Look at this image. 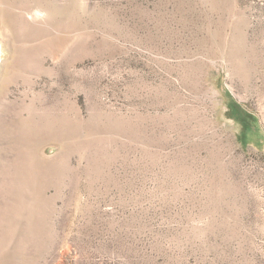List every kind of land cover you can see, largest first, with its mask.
<instances>
[{"label": "rangeland", "instance_id": "1", "mask_svg": "<svg viewBox=\"0 0 264 264\" xmlns=\"http://www.w3.org/2000/svg\"><path fill=\"white\" fill-rule=\"evenodd\" d=\"M0 264H264V0H0Z\"/></svg>", "mask_w": 264, "mask_h": 264}, {"label": "trees", "instance_id": "2", "mask_svg": "<svg viewBox=\"0 0 264 264\" xmlns=\"http://www.w3.org/2000/svg\"><path fill=\"white\" fill-rule=\"evenodd\" d=\"M238 110H239V108H238Z\"/></svg>", "mask_w": 264, "mask_h": 264}]
</instances>
